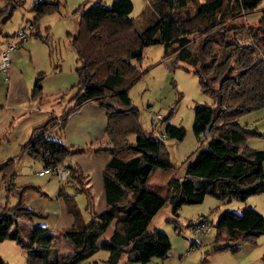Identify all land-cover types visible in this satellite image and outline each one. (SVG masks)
Instances as JSON below:
<instances>
[{
    "label": "trees",
    "instance_id": "16d2710c",
    "mask_svg": "<svg viewBox=\"0 0 264 264\" xmlns=\"http://www.w3.org/2000/svg\"><path fill=\"white\" fill-rule=\"evenodd\" d=\"M260 1L147 0L146 14L151 21L142 28H137L130 16L131 0L79 5L77 29L70 39L76 55L75 91L60 113H50L32 127L20 148L21 154L52 168L69 155L90 150L67 145L46 133L56 128L61 136L68 117L83 103L95 102L104 110L109 140L106 147L91 148L110 154L102 171L105 207L99 212L95 209L93 195L84 184L86 174L77 163L67 160V177L58 190L73 223L55 231L42 224L21 226L20 220L31 222L34 217L46 216L25 203L24 192L47 194L38 186H16L10 158L0 162V171L6 191L16 193L17 201L0 207V241L13 240L20 245L25 250V264H78L98 248L108 251L104 264H118L122 256L126 264H145L153 257H166L171 247L165 232L149 229L152 217L165 203L177 216L183 204L200 203L207 194L219 200H245L263 191L264 150L246 144L249 135L262 133L238 123L242 115L264 107V8L256 23L244 20ZM5 2L0 15L4 13L7 19L20 0ZM161 2L166 6L156 13ZM59 4L58 0L34 1L32 23L39 15L57 10ZM32 35L40 36L37 28ZM155 44L163 47L161 59L170 57L175 65H191L200 90L211 97L210 103L193 106L192 131L199 145L187 157L183 177L173 173L168 178L164 195L149 190L147 183L155 168L166 170L172 166L165 142L153 130H142L129 96L130 88L149 69L140 65L143 53ZM42 77L39 72L31 98L41 97ZM64 96L61 93L58 98ZM168 116L160 119L164 136L181 140L185 128L168 122ZM130 134L135 135L133 141L128 139ZM68 187L84 195L90 215L87 222ZM167 220L178 228L177 217ZM111 224L110 235L98 245V238ZM214 227L213 250L237 252L240 242H256L264 230V217L253 207L241 213L228 209L218 214ZM62 241L71 246L64 254L58 252ZM195 243L190 242L192 246ZM262 261L264 264V253ZM0 264H8L1 254Z\"/></svg>",
    "mask_w": 264,
    "mask_h": 264
},
{
    "label": "rangeland",
    "instance_id": "374dc122",
    "mask_svg": "<svg viewBox=\"0 0 264 264\" xmlns=\"http://www.w3.org/2000/svg\"><path fill=\"white\" fill-rule=\"evenodd\" d=\"M33 1L36 0H20L19 5L15 7L7 19H5L4 13L0 15V49L9 42L4 45L7 37L20 28L25 29L29 35L24 39L21 49H16L10 53L12 60L13 54L17 52L22 54L18 55L17 58L15 57L14 60L28 81L33 78L32 82H34L37 74L42 72V95L49 102L48 104L45 103L43 107L47 109L46 111H53L56 110L57 106L50 105V103L53 95L59 89L62 91L60 94L65 93L66 100L75 91L72 83L76 81L74 72L76 55L70 39L77 29L80 15V11L77 10L78 6H82L84 3L85 7H88L98 1L110 4L112 0H58L60 4L57 10L39 15L32 23L34 12L31 10V5ZM131 1L133 8L130 16L134 18L137 28L145 27L151 21V17L146 14L147 0ZM5 4V0H0V9ZM159 6L160 3L157 5V10ZM262 8H264V0H261L250 13L244 16V20L251 24L256 23ZM36 28L40 36L32 35ZM162 53L163 47L160 44L151 45L145 49L140 65L141 67H149V69L129 90L131 105L138 112V120L142 130L145 132L153 130L154 133L161 136L172 163L168 170L155 168L151 173L147 188L159 195L166 193V176L175 173L176 176L183 177L187 157L199 145V141L192 131L194 104L211 102V97L200 90L198 79L191 71V65L183 62L175 65L170 61V57H168L169 59L167 57L161 59ZM56 63L60 64L57 68L54 67ZM185 67L190 70H186ZM53 69L57 71L53 72ZM6 91L7 76L0 72V105H5L3 100ZM26 106L29 107L28 104L21 106L10 103L7 106H0V162L12 158L11 171H14L13 182L16 186H38L48 196L54 197L59 179L58 175L55 172L39 174L38 171L44 168L43 162L21 154L20 146L30 133V130L26 129L27 126L39 121L45 113L38 114L37 111L30 109L28 111ZM252 112L257 113L242 115L238 119V123L249 130L257 129L262 133L260 136L249 135L246 144L249 147L264 150V107ZM167 115H169L168 122L185 128V135L181 140L164 136L163 123L160 122V119ZM46 135L60 139L55 129L49 130ZM134 137V134H130L128 139L133 141ZM207 140L205 139L201 144L205 145ZM27 191L24 192V195ZM74 199L83 221L87 222L90 215L85 209L84 195L77 193ZM16 201V193L6 191L0 171V207L11 206ZM36 205L41 207L42 203ZM246 207H253L264 217V190L248 196L245 200L235 198L219 200L207 194L200 203L183 204L179 208L177 216L171 214L170 205L165 203L152 217L149 229L157 228L165 232L169 236L171 247L166 257H153L145 264H263L264 230L256 238L254 244L240 242V248L237 252L228 249L213 250L214 222L218 214L228 209L241 213ZM34 209L40 210L42 208ZM95 209L97 211L100 209L98 208V198L95 200ZM173 217H177L178 228H175L172 221L167 220ZM203 220L209 224L210 230L194 237V223ZM19 223L23 227H31L29 222L25 220H20ZM188 223H192V225ZM111 230L112 224L98 238V245L108 238ZM192 240H197V242L189 248ZM62 242L58 252L60 254L69 252L66 250V246L62 245ZM66 245L71 247L68 242ZM0 254L8 264H25V250L13 240L0 241ZM107 256V250L98 248L89 258L78 264H104L103 261ZM118 264H126L124 256L121 257Z\"/></svg>",
    "mask_w": 264,
    "mask_h": 264
},
{
    "label": "crops",
    "instance_id": "0c3cea01",
    "mask_svg": "<svg viewBox=\"0 0 264 264\" xmlns=\"http://www.w3.org/2000/svg\"><path fill=\"white\" fill-rule=\"evenodd\" d=\"M165 6H166L165 2H161L159 9L157 10V7L155 8V12L159 13L161 10L165 8ZM10 38L11 36L6 38L4 45L8 41H10ZM23 44H24V40H17L16 43L14 44V46L16 47L13 48L10 51V53L12 51H15L16 49H21V47H23ZM3 47L0 49V51L3 49ZM9 55H10L9 66L6 71H2L7 76V91H6L5 99L3 100V102H5V105H0V106L1 107L7 106L9 103L12 105H21V106L28 104L29 107L26 106V109H28V111L29 109L32 111H37L38 114H40L41 112H45L44 115H42L41 119H39V121L29 126H27L29 123L26 125L27 126L26 129L27 130L29 129L31 131L34 125L44 121L45 118L50 113H55V114L60 113L63 107L65 106L67 100L66 97H63L61 99L58 98L60 92H62L61 89H59V91L53 95L54 97L52 98L51 100L52 102L50 103V105L54 104L55 106H57L56 110L46 111L47 109H45L43 106L45 103L47 104L49 103L47 102L48 99H46L44 95H41V97L39 98L38 97L31 98V88L33 86L32 83H34L32 82L33 78L30 79V81H28V79L24 77V72L20 70L19 67L16 65V62L14 60L15 57L17 58L18 55H22V54L18 52L13 54V60L11 54ZM59 66L60 64L58 63L54 65V67L56 68ZM32 71H34L33 68ZM56 71H57L56 69H53V72ZM75 80L77 81V77ZM75 82H73L72 84H74ZM250 113H257V112H250ZM105 126H106V117L103 108L98 106L93 101H87L83 103V105L77 111H75L68 117L62 135L60 136L61 140L65 142L67 145L85 147L87 149L90 148V150H87L83 153L69 155L67 157V160L77 163L81 167L83 172L86 174L84 184L85 187H87L91 191L94 201L96 200V198H98V208H100L98 212L102 211L105 207L104 190L102 183V171L106 163L110 159V154L105 151L94 152L91 148L106 147L109 145V140L105 134ZM255 131L259 132L257 129ZM67 160L62 162L66 166L68 163ZM263 168H264V162H263ZM171 175L172 174H169V176H166L165 179L168 180V178ZM61 181H62L61 179H58V184L56 187L54 197L48 195L42 196L32 190H28L25 193L24 195L25 203L29 207L33 209L42 208L39 211L46 213V216L43 218L34 217L32 221L29 222V226H32L34 224H42L47 226L50 230L55 231L60 228L68 227L73 223V216L70 212L67 211L65 199L58 190V185ZM67 191L72 195L73 198L78 193V192L76 193L72 192V190L69 187L67 188ZM32 200H36V201H32ZM37 203H42L41 207H37L36 205ZM195 242H197V240H195ZM102 243L103 242H101L100 244ZM62 245L66 246L65 247L66 250L68 251L71 250V247L66 245V241H63Z\"/></svg>",
    "mask_w": 264,
    "mask_h": 264
},
{
    "label": "built area",
    "instance_id": "2783aa9c",
    "mask_svg": "<svg viewBox=\"0 0 264 264\" xmlns=\"http://www.w3.org/2000/svg\"><path fill=\"white\" fill-rule=\"evenodd\" d=\"M27 32L25 31L24 28H20L17 30L15 33H13L12 40L9 41L3 49L0 51V71H6L9 63H10V51L14 48V44L16 43L17 40H24L27 37ZM161 137V136H160ZM53 173L55 172L59 179L64 180L67 177V166L64 163H60L55 167H44L43 169L39 170V174L42 173ZM210 230V226L208 223H206L204 220L194 223L193 225V233L194 237H197L201 233L207 232ZM195 241V240H194ZM192 245L189 244V248H191Z\"/></svg>",
    "mask_w": 264,
    "mask_h": 264
}]
</instances>
